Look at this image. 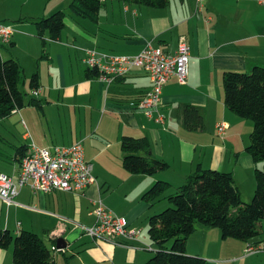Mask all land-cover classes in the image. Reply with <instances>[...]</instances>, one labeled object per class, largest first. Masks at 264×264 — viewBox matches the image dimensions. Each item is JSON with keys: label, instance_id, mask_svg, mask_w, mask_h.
<instances>
[{"label": "crops", "instance_id": "1", "mask_svg": "<svg viewBox=\"0 0 264 264\" xmlns=\"http://www.w3.org/2000/svg\"><path fill=\"white\" fill-rule=\"evenodd\" d=\"M71 2L0 0V23L14 29L11 43L2 48L7 54L3 57L11 56L22 66L21 90L29 96L24 108L0 119V173L17 180L18 149L29 150L32 143L51 149L82 142L95 182L82 192L33 194L26 186L12 204L0 199V231L38 235L55 264H145L156 251L149 218L167 206L142 199L157 181L179 187L199 168L217 170L233 175L244 202L255 194L254 173L261 165L246 153L250 142L239 130L245 119L225 105L223 76L264 66V0H207L203 13L195 11L196 0H170L165 9L106 1L97 22L73 14ZM58 11L67 14L60 39L51 40L49 33L40 37L35 20ZM207 17L212 18L210 24ZM181 37L190 47L189 75L186 84L176 77L166 84L154 114L155 119L163 117V123L147 118L139 108L152 86L142 70L111 85L88 76L87 52L135 57L152 42L175 53ZM36 73L40 87L34 96L30 83ZM32 98L40 108L30 105ZM187 107L198 111L202 129L186 127ZM221 122L228 126L225 137L217 134ZM126 136L146 138L149 156L165 161L169 169L154 176L126 171L121 149ZM100 203L125 218L131 229L140 230V236L109 242L87 235L84 229L97 223ZM261 230V237L246 243L224 240L218 229L198 226L187 241V252L211 264H264V253L245 255L249 244L264 247V220ZM58 240L67 247L58 249ZM0 264H14L12 246L0 249Z\"/></svg>", "mask_w": 264, "mask_h": 264}, {"label": "trees", "instance_id": "2", "mask_svg": "<svg viewBox=\"0 0 264 264\" xmlns=\"http://www.w3.org/2000/svg\"><path fill=\"white\" fill-rule=\"evenodd\" d=\"M106 1L165 9L170 0H72L70 10L82 18L97 22ZM67 14L58 11L51 16L35 20L38 35L49 33L50 39L58 41L65 28ZM22 20H27L23 18ZM88 76L98 77L96 70H88ZM24 69L13 57L4 58L0 48V119L7 118L25 106L21 84ZM226 107L241 119L253 123L250 143L246 153L256 165V189L252 200L245 203L242 193L231 173L199 168L188 177L185 184L173 187L165 181H157L142 199L153 205L168 201L170 207L152 215L148 233L153 257L145 264H211L198 255H188L187 241L198 226L218 229L224 240L234 239L252 242L261 237L264 220V66H256L250 73L226 72L223 76ZM30 87H40L38 73L34 74ZM30 105L40 108V102L32 98ZM185 125L197 131L203 128V119L193 107L185 109ZM122 164L133 175L154 176L167 171L169 165L149 156L151 145L146 138L123 137ZM28 149H18L19 161ZM253 244V243H252ZM256 245V244H254ZM13 247L14 264H55L52 251L38 235L23 231L13 236L0 231V249ZM113 264V263H107Z\"/></svg>", "mask_w": 264, "mask_h": 264}, {"label": "built area", "instance_id": "3", "mask_svg": "<svg viewBox=\"0 0 264 264\" xmlns=\"http://www.w3.org/2000/svg\"><path fill=\"white\" fill-rule=\"evenodd\" d=\"M207 0H196L195 11L203 13ZM264 3V2H263ZM210 24L211 17L206 18ZM14 29L0 23V48L11 43ZM190 47L185 37H181L175 53H168L162 48L148 42L144 50L135 57L111 56L87 52L85 63L90 70L98 71L101 82L111 85L118 78L128 76L134 70L145 72L151 80V89L141 100L139 108L149 119H155L159 110L162 94L166 84L176 77L181 84H186L189 75ZM37 96L39 90H33ZM163 123L164 118L155 119ZM227 124L217 125V134L225 137ZM93 167L85 159L84 145L77 142L68 147L42 148L32 143L28 153L20 161V173L17 180L0 173V199L10 205L20 190L29 187L33 194L51 192H82L95 182ZM97 223L85 228L87 235L93 239L115 242L117 239H137L141 231L131 229L128 221L108 210L102 203L95 211ZM264 253V247L249 244L245 255Z\"/></svg>", "mask_w": 264, "mask_h": 264}, {"label": "rangeland", "instance_id": "4", "mask_svg": "<svg viewBox=\"0 0 264 264\" xmlns=\"http://www.w3.org/2000/svg\"><path fill=\"white\" fill-rule=\"evenodd\" d=\"M1 50H2V54L4 55V57H6L7 56V54H6V50L5 49H2L1 48ZM23 88V83L21 84V89ZM23 91V90H22ZM27 97H29V96H25V99L27 98ZM243 122H245V126H241L240 127V131L243 133V134H245V136H246V140H247V143H249L250 142V135H251V133H252V129H253V126H252V122L251 121H247V120H242ZM249 141V142H248ZM260 169H263V165H261V168ZM254 177H255V181H256V175H255V173H254ZM165 202V203H164ZM167 204V206L163 209V210H161L160 212H158V213H161V212H163L165 209H167L168 207H170V205H169V203H168V201H162V202H160V204ZM245 203H248V202H245ZM152 244V243H151ZM153 249V248H152ZM155 255V254H154ZM153 255V256H154ZM188 255H190V254H188ZM152 256V257H153ZM253 256H255V255H253ZM252 255H248L247 256V258H250V257H253ZM151 259V258H150ZM250 260V259H249Z\"/></svg>", "mask_w": 264, "mask_h": 264}, {"label": "water", "instance_id": "5", "mask_svg": "<svg viewBox=\"0 0 264 264\" xmlns=\"http://www.w3.org/2000/svg\"><path fill=\"white\" fill-rule=\"evenodd\" d=\"M67 247V243L64 240H58L57 248L62 250Z\"/></svg>", "mask_w": 264, "mask_h": 264}]
</instances>
